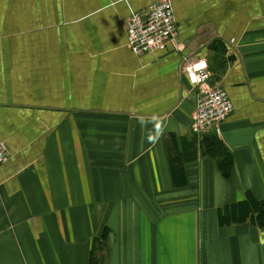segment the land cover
<instances>
[{"label":"crops","instance_id":"obj_1","mask_svg":"<svg viewBox=\"0 0 264 264\" xmlns=\"http://www.w3.org/2000/svg\"><path fill=\"white\" fill-rule=\"evenodd\" d=\"M156 1L0 0V264H89L106 230L105 264H264V228L217 216L264 200V0H171L178 48L135 55ZM187 59L233 104L208 132Z\"/></svg>","mask_w":264,"mask_h":264},{"label":"built area","instance_id":"obj_2","mask_svg":"<svg viewBox=\"0 0 264 264\" xmlns=\"http://www.w3.org/2000/svg\"><path fill=\"white\" fill-rule=\"evenodd\" d=\"M127 47L135 54H153L171 45L178 48V31L171 0H158L134 11L126 23ZM182 71L197 89L190 128L198 133L216 129L232 112L231 99L220 85H210L211 73L203 60L187 59ZM10 152L0 139V165Z\"/></svg>","mask_w":264,"mask_h":264},{"label":"trees","instance_id":"obj_3","mask_svg":"<svg viewBox=\"0 0 264 264\" xmlns=\"http://www.w3.org/2000/svg\"><path fill=\"white\" fill-rule=\"evenodd\" d=\"M223 156L222 152H218L215 159L217 161L219 159V168L224 176L228 178L231 162ZM217 216L220 226L249 222L257 227L264 228V200H257L252 194L247 193L244 200L218 209ZM107 235L106 230L102 236L94 238L89 264H105L106 255L103 253H108Z\"/></svg>","mask_w":264,"mask_h":264}]
</instances>
